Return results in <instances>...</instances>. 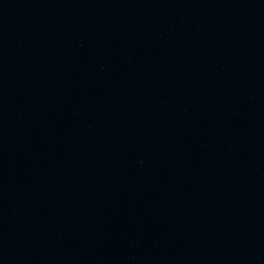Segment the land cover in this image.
Listing matches in <instances>:
<instances>
[{
	"label": "water",
	"instance_id": "obj_1",
	"mask_svg": "<svg viewBox=\"0 0 264 264\" xmlns=\"http://www.w3.org/2000/svg\"><path fill=\"white\" fill-rule=\"evenodd\" d=\"M0 264H264V0H0Z\"/></svg>",
	"mask_w": 264,
	"mask_h": 264
}]
</instances>
